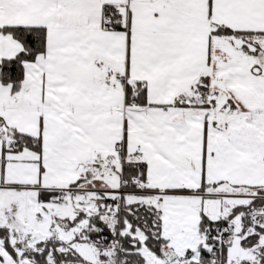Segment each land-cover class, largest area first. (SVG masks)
<instances>
[{"label":"snow or ice","instance_id":"snow-or-ice-1","mask_svg":"<svg viewBox=\"0 0 264 264\" xmlns=\"http://www.w3.org/2000/svg\"><path fill=\"white\" fill-rule=\"evenodd\" d=\"M0 264H264V0H0Z\"/></svg>","mask_w":264,"mask_h":264}]
</instances>
